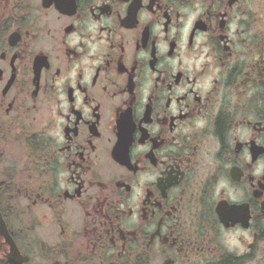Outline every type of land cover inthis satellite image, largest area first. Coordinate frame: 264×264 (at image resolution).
Masks as SVG:
<instances>
[{
    "label": "flooded vegetation",
    "instance_id": "flooded-vegetation-1",
    "mask_svg": "<svg viewBox=\"0 0 264 264\" xmlns=\"http://www.w3.org/2000/svg\"><path fill=\"white\" fill-rule=\"evenodd\" d=\"M0 210V264H264V0H0Z\"/></svg>",
    "mask_w": 264,
    "mask_h": 264
},
{
    "label": "water",
    "instance_id": "water-1",
    "mask_svg": "<svg viewBox=\"0 0 264 264\" xmlns=\"http://www.w3.org/2000/svg\"><path fill=\"white\" fill-rule=\"evenodd\" d=\"M1 225H3V227H4V230H2V232H4V234H5V237H7L8 239H9V237H11L10 238V241H12V236H9L10 235V233H9V231H8V229H7V226H6V224H5V222H4V219H3V216H2V213H1V210H0V227H1ZM13 249H14V247H13ZM18 250L16 249L15 251H13V253H16Z\"/></svg>",
    "mask_w": 264,
    "mask_h": 264
},
{
    "label": "rangeland",
    "instance_id": "rangeland-1",
    "mask_svg": "<svg viewBox=\"0 0 264 264\" xmlns=\"http://www.w3.org/2000/svg\"><path fill=\"white\" fill-rule=\"evenodd\" d=\"M48 226H45L41 229V231L44 233V234H48L51 232L52 228H47Z\"/></svg>",
    "mask_w": 264,
    "mask_h": 264
}]
</instances>
